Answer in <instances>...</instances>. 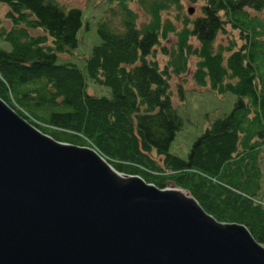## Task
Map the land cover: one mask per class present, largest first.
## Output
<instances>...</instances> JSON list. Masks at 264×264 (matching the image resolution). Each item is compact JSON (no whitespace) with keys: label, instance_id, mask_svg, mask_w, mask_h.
<instances>
[{"label":"trees","instance_id":"trees-1","mask_svg":"<svg viewBox=\"0 0 264 264\" xmlns=\"http://www.w3.org/2000/svg\"><path fill=\"white\" fill-rule=\"evenodd\" d=\"M188 1L199 7L195 18L183 0H106L101 43L81 68L60 62L79 46L80 7L0 0V41L12 47L0 46V97L55 139L95 148L120 172L189 190L208 213L246 225L264 245V0ZM191 70L200 87L238 99L184 159L170 152L184 122L174 94L186 100ZM88 80L111 95L90 93Z\"/></svg>","mask_w":264,"mask_h":264},{"label":"water","instance_id":"water-1","mask_svg":"<svg viewBox=\"0 0 264 264\" xmlns=\"http://www.w3.org/2000/svg\"><path fill=\"white\" fill-rule=\"evenodd\" d=\"M0 264H264V245L189 190L120 172L0 97Z\"/></svg>","mask_w":264,"mask_h":264},{"label":"rangeland","instance_id":"rangeland-1","mask_svg":"<svg viewBox=\"0 0 264 264\" xmlns=\"http://www.w3.org/2000/svg\"><path fill=\"white\" fill-rule=\"evenodd\" d=\"M61 3L68 7H80L83 11V28L79 32V46L71 54L61 55L60 62H75L81 68L85 65L87 55L91 54L92 48L101 43L98 33V24L107 10L106 0H60ZM184 11L187 12L194 7L196 12L190 15L195 18L199 14L197 4H191L188 0H183ZM97 5V6H96ZM96 6V8H94ZM135 8V7H134ZM4 9L0 11V16L4 15ZM140 23L148 21L145 13L139 12ZM224 36V35H223ZM226 37V36H225ZM220 37L219 39H226ZM0 46L11 50V45L0 41ZM86 58L84 59V57ZM163 59V56H160ZM89 81V80H88ZM178 78L172 79L175 88ZM184 83L187 89L186 100L180 101L174 94V101L177 105L178 112L183 118V127L177 133L176 138L171 144L170 152L187 159L189 151L194 141L211 125V122L218 116L229 113L233 110L237 96L233 93L218 95L209 88H202L193 79L192 70L184 76ZM89 92L96 96H110L111 90L106 86L94 85L89 81ZM162 163V159L158 158Z\"/></svg>","mask_w":264,"mask_h":264}]
</instances>
